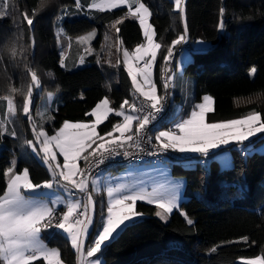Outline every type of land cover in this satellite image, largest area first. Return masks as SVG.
<instances>
[{"label":"trees","instance_id":"trees-1","mask_svg":"<svg viewBox=\"0 0 264 264\" xmlns=\"http://www.w3.org/2000/svg\"><path fill=\"white\" fill-rule=\"evenodd\" d=\"M142 2L151 10L156 42L166 46L183 30L184 22L174 11L171 0ZM15 3L18 11L27 10L31 15L35 10L36 15L31 32L17 27L21 23L18 12L0 19V97L9 94L10 86L19 88L27 83L24 64L18 62L19 57L14 62L8 48L18 37L19 45L27 46L34 36L35 47L29 50L27 60L37 71L41 94L52 93L59 98L54 129L65 120L88 121L85 113L104 97L109 98L114 108L124 99H131L132 84L127 71L122 64L109 66V61L113 65L121 61L124 48L133 51L145 41L138 21L130 18L119 25V33L110 28L127 9L63 21L65 34L70 38L97 32L94 53L84 57L85 67L70 70L60 66L55 25L61 14L76 8L75 0H49L43 8L41 0H15ZM221 7L225 9V27L218 31ZM186 24L191 41L202 39L211 46L208 52L195 54L193 62L184 69V75L195 81L196 101H202L205 95L214 98L211 116L214 121L239 118L251 110L259 111L264 118V0H186ZM105 33L110 37L107 41ZM162 55L163 48L155 65V82L160 92L165 68ZM252 67L257 71L249 75ZM42 95L34 91L35 106ZM179 98L175 92L174 99ZM21 99L15 95L18 112ZM5 111L6 102L0 106V113ZM118 120L121 119L112 115L101 126V135ZM19 121L23 124L20 137L0 138V146H5L0 155V173L17 155L21 156L18 168H28L33 182H42L49 178L45 167L34 157L21 153V138L25 134L31 139L32 134L27 119L19 117ZM232 155L233 167L227 171L217 161L211 162L208 170L201 165L186 169L182 163H172L173 175L186 180L187 200L180 211L188 214L194 226L186 223L181 212H174L169 223L164 224L154 215V206L137 204L143 218L107 244L102 251L103 264H239L240 258L264 256V154L246 155L234 150ZM3 184L0 177V187ZM95 200L96 218H100L104 198L97 196ZM94 236L95 230L90 242ZM245 236L247 243L240 240ZM43 238L48 246L60 250L65 264H77L68 239L48 231ZM213 248L217 250L212 252Z\"/></svg>","mask_w":264,"mask_h":264},{"label":"snow or ice","instance_id":"snow-or-ice-1","mask_svg":"<svg viewBox=\"0 0 264 264\" xmlns=\"http://www.w3.org/2000/svg\"><path fill=\"white\" fill-rule=\"evenodd\" d=\"M48 3L49 0H41L40 7L43 8ZM75 4L77 8L83 7L81 0H75ZM173 4L174 11L184 21V27L170 43L163 46L154 41L156 33L149 23L152 13L142 0H91L88 8L101 12L126 6L124 16L115 19L110 25L116 33L120 32L119 25L129 18L138 21L142 29L145 43L138 44L133 51L124 48L122 62L117 60L113 65L109 61L110 67H120L122 64L126 69L131 78L132 97L124 99L118 108L110 106L111 101L104 97L90 112L85 113L89 117L87 122L65 120L51 135L44 126L47 120L52 119L48 110L43 113L37 110L35 115L32 110L34 91L41 87L37 71L27 60L29 50L35 47L34 36L29 38L27 46L19 45L18 37L8 48L10 58L17 62L19 57L18 62L24 64L27 83L19 88L10 86L9 94L0 97V106L6 102V111L0 114V138L5 135L17 137L15 127L10 125L17 119L15 95H19L22 98L20 111L26 117L32 132V139H25L22 146L40 159L49 178L33 182L30 170L26 167L17 168L15 159L9 161L8 167L0 173V177L4 179V184L0 187V264H63L60 250L48 247L41 236L44 230L52 228L62 230V234L70 241L78 264H102L97 256L102 248L143 216L137 210V202L154 205V215L167 222L173 211L179 210V189L182 184L174 183L167 188L153 187L149 191L142 186L106 183L101 181L97 171L101 165L118 156L133 159L141 153L163 155L172 151L189 157V164L192 163L190 157L194 155L200 158L196 161L198 164H206L211 157L221 160L225 167H232L228 146H233L241 154H250V138L264 133V118L256 110L239 118L209 122L207 115L214 111L213 97L209 95L203 96L202 101L184 115H180L177 109L168 104L174 79L171 65L176 51L180 50L182 57L177 61L176 66L179 68L192 63L194 54H203L209 47L201 39L194 42L197 47L191 50L183 48L189 42L185 18L186 0H173ZM12 12H18L21 23L17 27H25L31 32L36 11L33 10L30 15L27 10L18 11L15 0H0V18H5ZM224 12L225 9L221 7L218 31H223L225 27ZM95 35L93 30L80 40L87 43ZM109 39V35L105 33V40ZM117 40L123 45L119 37ZM162 48V59L167 71L162 85L163 94H160L153 79V69ZM86 51L91 54L93 50L89 47ZM80 63H84L83 56ZM97 63H101L99 57ZM60 66L65 67L63 55ZM256 71L252 67L249 75ZM52 98L53 94L48 93L46 99ZM110 114L122 119L114 123L110 131L101 135L97 131L98 126ZM161 123L171 126L161 130ZM245 142L249 143L246 145ZM56 190H61L67 196L52 199L45 195L46 192ZM96 193H106L107 199L100 211L101 222L96 228L95 236L86 247L94 225ZM58 205H62L64 210L58 211ZM181 215L189 226H194L195 222L186 212L181 211ZM240 240L247 243L248 237H241ZM216 250L213 248L211 251ZM244 264H264V256L247 259Z\"/></svg>","mask_w":264,"mask_h":264},{"label":"rangeland","instance_id":"rangeland-1","mask_svg":"<svg viewBox=\"0 0 264 264\" xmlns=\"http://www.w3.org/2000/svg\"><path fill=\"white\" fill-rule=\"evenodd\" d=\"M171 1L173 2V0H171ZM90 2H91V0H81V4L83 5L82 8H77L76 7L71 12L65 11L64 14H61L59 16V18H58V20L56 22L55 35H56V39H57L59 53H60V55L64 56V60H65V67H63L64 69L74 70V69H79V68L85 67V65H86L85 64V60H84V63L81 64L80 63V58L82 56H83V58L85 56H90V55H92L94 53L93 43L96 40L97 32H96L95 37H93L89 42L86 43V42L81 41L80 38L81 37H85L88 34L80 36V37H76V38H70V37H68L65 34L64 28L62 26V23H63V21L66 18H68V19H75V18H82V17L92 18L93 14H95L96 12H101V11L96 10V9L88 8L87 5ZM119 9H127V8H126V6H121L120 8L112 9L110 11H115V10H119ZM104 12H107V11H104ZM185 18H186V5H185ZM0 19H2V18H0ZM149 23H151V17L149 18ZM154 41L156 42L155 37H154ZM145 42L146 41H144V43ZM190 42H191V40L189 39V42L187 44H189ZM208 46L209 47H208L207 52L211 48L210 44H208ZM89 47L93 50L91 54H88V52L86 51V49L89 48ZM195 47H197L196 44H194L193 48H195ZM122 53H123V50L121 51V62L123 60ZM159 55H160V52H158L157 60L159 58ZM193 56H192V60H193ZM181 59H182L181 54H179V56H178V58L176 60V65H177V61H180ZM72 60H74V62H76V64L73 63ZM72 65H78V66L76 68H72ZM187 65L188 64H184L182 67H179V68L177 67L176 71L173 73L174 79H173L172 83L174 85L176 95L180 97L179 98L180 100L174 99L173 108L177 109L179 111L180 115H184L185 113H189L191 111L192 107L196 103H199L198 101H196V91H195V81H194V79H192L190 77H186L184 75V69H185V67ZM153 79L155 81V66H154V69H153ZM36 92L40 96L42 95L41 94V89L36 90ZM47 94L42 95V97L40 98V100H39V102H38V104L36 106H35V96H34V103H33V109L32 110H33V114L34 115H35L37 110H39L42 113L46 109L48 110V114L52 117V119L51 120H47V122L45 123L44 126H45L46 131L51 135L50 130H54L55 131L53 123H54V120H55V114L58 113V111H59V105L60 104H59V98H58L57 95L53 94V98L51 100H47L46 99L47 98ZM213 101H214V98H213ZM110 106H112V104ZM213 108H214V103H213ZM213 113H214V111H212L211 113H209L207 115V120L209 122H220V121L229 120V119H224V120H220V121H214L211 118ZM112 115H114V114H110L109 118ZM19 117H22V118L26 119V117L23 116L22 112H17V119H15L13 125H10V127H13V126L15 127V130L17 132V136L18 137H20L19 134H22V129H21L22 128V126H21L22 123L19 121ZM108 119L105 120L102 124H100L98 126L97 131L99 133H100L101 126L106 121H108ZM38 122H39V120H38ZM30 129H31V126H30ZM162 130H165V129H162ZM31 134H32V132H31ZM25 139H28V138L24 134V137L21 138V147H22L21 148V153H22V155L34 157L33 155L30 154V150H28V149H26L25 147L22 146ZM245 143L247 145L249 142H245ZM250 143L252 145V147L250 149V154H246V155H252V154H255V153L264 154V133L257 134L256 136L250 138ZM228 147H229V159H230L232 167H233L232 151H234V149H233V146H231V145L228 146ZM4 149H5V146H3V145L0 146V155L3 152ZM20 157L21 156L15 155L12 158V159H15L17 161V168H18V165H19ZM34 158L43 167H45L38 157H34ZM60 159L62 161V157ZM196 161L197 160L192 161L191 164H189L188 162H184V163H182V166L184 168H186V169L196 168L198 165L202 166V164H198V163H196ZM213 161H217L220 164V167H221V169L223 171H227V170L232 168V167H225L224 163L221 160H215V159H212V158L210 159L208 165H203L202 167L205 170H208L210 163L213 162ZM172 168H173V164L172 163L160 164V165H136V166H132V167L123 168L119 172H117L116 175L109 174L108 176H105L104 175L105 173H102V174H100V179H101L102 182L111 183V184L124 183V184H129V185H135L137 187H141L142 186V187L147 188L149 191L153 187H156V188H167V187H170L171 184L181 183L182 187L179 189V199H180V207H181V204L185 200H187V198H186V180L184 178L175 177L173 175ZM45 169H46V167H45ZM262 186L264 187V181L262 183ZM45 195L48 198H52V199L56 198V196H61L62 198L67 196V194L63 193L61 190H56L55 192H46ZM98 195H102V194H100V193H96L95 194L96 197ZM102 197L104 198V200H102L101 208H102V206H104L106 204V199H107L106 198V193L103 194ZM57 207H58V211H63L64 210L62 205H58ZM180 207H179V210H174L173 213L174 212H181L180 211ZM101 208H100V211H101ZM97 209L98 208L96 207L95 216H94V225H95V222H96ZM171 215L169 216L167 222L161 221L159 218H157V219H159L162 223L167 224L170 221ZM141 218H143V216ZM100 222H101V218L98 219V224H100ZM94 225L91 227L89 236H90V234L92 232V229H93ZM45 231L46 230H44L41 233L42 239H43V233H45ZM47 231H51V230H47ZM56 233H58V235H60V236L65 237V235L62 234V230H57L56 229ZM89 236H88V239H89ZM88 239H87V242H86V247H87ZM104 248L105 247L102 248V251L104 250ZM102 251H101V253H98L97 256H98L99 260L103 264ZM93 259H95V257ZM247 259H254V258H240L238 260V263L239 264H244V261H246ZM63 264H65V263L63 262Z\"/></svg>","mask_w":264,"mask_h":264},{"label":"built area","instance_id":"built-area-1","mask_svg":"<svg viewBox=\"0 0 264 264\" xmlns=\"http://www.w3.org/2000/svg\"><path fill=\"white\" fill-rule=\"evenodd\" d=\"M194 41H191L189 44H185L183 46L184 49H188L191 50L194 47ZM180 54V50H177L175 53V58L172 62V69H173V73L176 71V60L178 58ZM167 71L166 68H164L163 74H162V85H163V80H164V74ZM171 98L168 101V104L173 108L174 105V97H175V88L174 85L172 83V87H171ZM160 94H163V87L161 89ZM162 129H167L168 127H170L171 125L167 124V123H161L159 125ZM192 159V161L198 160L200 159L197 156H191L190 157ZM189 157H186L185 155L179 154V153H175L172 151H169L166 154L163 155H148L145 153H141L139 154L138 157L133 158V159H128L122 156H118L116 157L113 161H106L104 165L100 166V169H98L97 171L102 174V173H109V172H113V171H117L123 168H127V167H132V166H136V165H160V164H168V163H184V162H188ZM211 157L206 161V164L203 165H208L209 161H210ZM202 165V166H203ZM96 199V196L94 197ZM47 230H51L48 232H56L55 228L52 229H47ZM46 230V231H47Z\"/></svg>","mask_w":264,"mask_h":264},{"label":"crops","instance_id":"crops-1","mask_svg":"<svg viewBox=\"0 0 264 264\" xmlns=\"http://www.w3.org/2000/svg\"><path fill=\"white\" fill-rule=\"evenodd\" d=\"M184 22V21H183ZM78 61V60H77ZM72 62L73 63H75L76 64V62H74V60H72ZM78 65H72V68H76ZM120 119H122V118H120ZM120 171V170H119ZM119 171H117V172H119ZM117 172H115V173H105L104 175L105 176H108L109 174H114V175H116V173ZM104 176V177H105ZM99 197H102V195H98ZM137 204H145V205H149V204H147L146 202H143V201H138L137 202ZM151 206H154V205H151ZM98 219L99 218H96V222H95V225H94V227H93V229H92V232L95 230V232H96V228L99 226V224H98ZM91 232V233H92ZM91 235V234H90ZM65 238V237H64ZM43 240H44V238H43ZM44 242H45V240H44ZM70 242V241H69ZM46 243V242H45ZM91 242H90V236H89V239H88V243L87 244H90ZM47 244V243H46ZM48 245V244H47ZM50 247V246H49ZM74 250V249H73ZM77 264H78V262H77Z\"/></svg>","mask_w":264,"mask_h":264}]
</instances>
